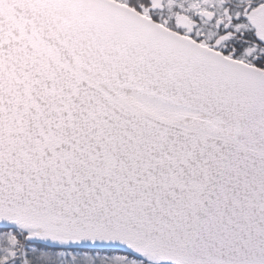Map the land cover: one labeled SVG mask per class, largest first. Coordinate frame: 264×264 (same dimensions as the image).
I'll return each mask as SVG.
<instances>
[{
  "label": "snow or ice",
  "instance_id": "6c2138e0",
  "mask_svg": "<svg viewBox=\"0 0 264 264\" xmlns=\"http://www.w3.org/2000/svg\"><path fill=\"white\" fill-rule=\"evenodd\" d=\"M0 264H264V0H0Z\"/></svg>",
  "mask_w": 264,
  "mask_h": 264
}]
</instances>
